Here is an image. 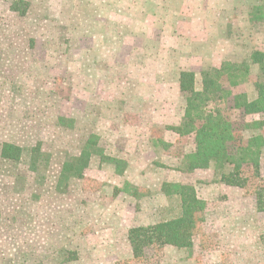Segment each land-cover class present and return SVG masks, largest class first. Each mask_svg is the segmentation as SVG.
Returning a JSON list of instances; mask_svg holds the SVG:
<instances>
[{
	"label": "rangeland",
	"instance_id": "1",
	"mask_svg": "<svg viewBox=\"0 0 264 264\" xmlns=\"http://www.w3.org/2000/svg\"><path fill=\"white\" fill-rule=\"evenodd\" d=\"M120 1L0 0V264H264V206L254 195L264 150L261 178L243 190L214 169L180 172L194 138L167 129L184 115L181 71L264 52V25L249 21L264 0H164L205 24H184L180 36L166 23L141 28ZM144 2L151 13L160 1ZM236 92L256 98L251 84ZM226 113L251 123L237 133L264 137L255 123L264 114ZM92 137L120 162L94 156L82 178L64 171ZM4 144L20 147L21 161L3 159ZM165 183L194 186L206 210L192 249H152L138 262L129 231L181 214Z\"/></svg>",
	"mask_w": 264,
	"mask_h": 264
},
{
	"label": "trees",
	"instance_id": "2",
	"mask_svg": "<svg viewBox=\"0 0 264 264\" xmlns=\"http://www.w3.org/2000/svg\"><path fill=\"white\" fill-rule=\"evenodd\" d=\"M249 21L264 25V4L250 9ZM201 80L202 90L198 91L193 72L181 71L179 74L180 94L185 101L184 115L179 125L167 129L181 138L193 137L195 144L194 151L183 157L179 171L193 173L214 169L221 183L247 190L253 186V179L261 178L264 137L245 138L244 134L237 133L238 127L249 129L251 123L234 121L226 112H239L243 117L264 114V52L255 50L249 60L225 61L219 68L207 66L201 71ZM247 84L253 86L255 99L245 92H236ZM255 123L264 126V122ZM96 142L95 137L88 140L81 154L68 161L71 163L65 165L64 171L82 178L94 156L102 162H120L106 156ZM22 156L20 147L3 145V159L19 162ZM162 190L166 195L180 199L181 214L169 221L129 231L128 240L138 262L147 263V254L152 249L165 246L192 249L193 232L206 210V202L199 198L194 186L165 183ZM254 193L258 205L264 206V187L255 186Z\"/></svg>",
	"mask_w": 264,
	"mask_h": 264
},
{
	"label": "crops",
	"instance_id": "3",
	"mask_svg": "<svg viewBox=\"0 0 264 264\" xmlns=\"http://www.w3.org/2000/svg\"><path fill=\"white\" fill-rule=\"evenodd\" d=\"M159 1L160 2H157V4L153 3V4H156V6L155 5L151 6L153 8L151 13H146L145 12V10L147 9V6L149 5V3L144 2V4H143V3H140V0H134V2L133 1H128L127 2L128 3V7H126V0H123V1H120L118 6L121 7L122 9H124V10H126V8L130 9L129 12L132 15L135 16L134 22H137L141 28H142V26L145 27V25L148 24V23H152V24L156 23V26H161V27H164L165 26L164 24L166 23L168 25L167 28L170 29L169 32H171V30H172L173 34H174L175 31L179 32L181 27H184V24L185 25H191V27L195 26V25H201V26L205 25L202 22V20L198 21V19H194L193 18L192 10H191V12L189 14V12L188 13L185 12V11H187V8L184 7V6H180L179 8H177L175 6L174 7L168 6L167 3L164 0H159ZM202 1L203 0H201V2ZM202 3H203V5H206L204 2H202ZM115 6H116V4L112 3V5L109 6V7H111V9H115ZM198 6L203 8L201 3H199ZM167 7L169 8V10L167 9ZM133 11H136V12L134 13ZM131 14H129V15H131ZM220 14L218 16L219 20H218V18H216L215 20H211L212 21V23H211L212 26H214L217 22L219 23ZM129 15H127V16H129ZM221 20H222V18H221ZM208 25H210V24H208ZM129 28H131V27H129ZM183 29L184 28H182V30ZM185 30H187V28ZM180 34L181 33L179 32V36H180ZM171 35H170V38H173V36H171ZM175 37L176 36H174V38ZM205 37H206V35L205 36H203V35L201 36V38H205ZM191 38H194V37L191 36ZM207 66H213V67L218 68V66H214L212 64L204 62V63H202V65H201V67H200V69L198 71L196 69H193V70L184 69L183 70V71H190V72H193L195 74V84H196V88H197L198 91L202 90V88L198 89V87H197V85H198L197 83L199 81V77H200V82H201V85H202L201 71ZM178 81H179V79H178ZM179 92H180V89H179Z\"/></svg>",
	"mask_w": 264,
	"mask_h": 264
}]
</instances>
